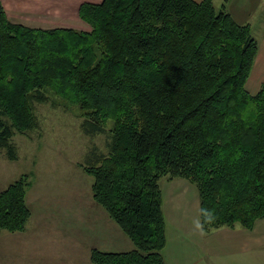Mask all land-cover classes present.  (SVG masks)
Returning <instances> with one entry per match:
<instances>
[{"label": "trees", "instance_id": "16d2710c", "mask_svg": "<svg viewBox=\"0 0 264 264\" xmlns=\"http://www.w3.org/2000/svg\"><path fill=\"white\" fill-rule=\"evenodd\" d=\"M89 30L11 21L0 0V149L39 126L37 103L61 96L107 151L80 166L91 193L133 243L91 248L92 264H167L162 180L197 189L203 231L264 217V81L246 88L258 50L250 25L213 0L84 1ZM109 121L111 122L108 127ZM30 175L0 190V231H24Z\"/></svg>", "mask_w": 264, "mask_h": 264}, {"label": "rangeland", "instance_id": "374dc122", "mask_svg": "<svg viewBox=\"0 0 264 264\" xmlns=\"http://www.w3.org/2000/svg\"><path fill=\"white\" fill-rule=\"evenodd\" d=\"M76 2L77 0H61V6L65 3L63 7H71ZM223 2L214 0L217 8ZM229 6L237 10L240 0H232ZM57 9L53 4L48 16H61ZM58 25L61 26L60 23ZM249 76L246 88L250 93H255L259 87L256 88L257 85L251 83ZM53 98L56 102L54 105L50 102L36 104L39 126L35 130L25 135L16 133L13 136L17 150L16 160H8L4 150L0 149V189L21 174L28 173L31 186L27 190L26 202L31 210V217L26 229L30 227L35 215L40 220L39 223L44 225L39 238L37 231V238H28L26 241H15L14 236H11L23 237L25 233L10 234L6 230L0 231V238L4 235L0 242V264H92L88 247L94 239L91 236L92 228L87 231L82 228V233L78 231L75 236L78 244L74 243L72 247L67 241L60 243L57 238L63 233L61 231V235L57 234L56 229L66 226L77 214L78 219L82 218L83 221L89 216L88 223L93 219L95 213L91 211L89 202H85L92 199L94 205H97L91 193L93 178L80 164L85 162L86 155L93 146L99 151H107L108 132L85 134L81 128L79 108L61 96L53 95ZM110 125L109 121L108 127ZM97 207L104 210L100 205Z\"/></svg>", "mask_w": 264, "mask_h": 264}, {"label": "crops", "instance_id": "0c3cea01", "mask_svg": "<svg viewBox=\"0 0 264 264\" xmlns=\"http://www.w3.org/2000/svg\"><path fill=\"white\" fill-rule=\"evenodd\" d=\"M54 1L1 0L7 17L13 22L32 27H70L80 30L90 28L86 27V22L83 23L84 21L78 15L79 5L84 1L99 2L101 0H77L71 7H63L65 3L61 6V0ZM223 1L225 10L238 23L249 24L253 36L257 39L258 50L249 80L258 88L264 80V0H240L237 10L229 6L232 0ZM53 4L56 5L61 16H48ZM59 23L61 26L58 25ZM160 186L166 238L163 257L167 264H264V217L257 219L251 228L241 225L220 226L205 232L201 228L200 200L195 186L182 178L162 180ZM85 202H89L91 211L95 213L93 219H90L91 222L88 223L89 216L83 221L82 218L78 219L79 214H77L75 219L66 226L57 228V234L61 235V231L63 233L57 238L60 243L67 241L72 247L74 243L78 244L75 237L78 231L82 233V228L85 231L92 228L91 236L93 235L94 239L88 245L89 252L93 247L105 251H125L134 247L131 240L105 210L97 207L99 204L94 205L92 199ZM82 213L84 214L85 211ZM35 216L28 229L18 231L26 235L23 237L11 235L14 236L15 241H26L28 238L33 240L37 238L35 235L37 231L38 238L41 236L44 225L39 223L40 220ZM77 237L80 239V235Z\"/></svg>", "mask_w": 264, "mask_h": 264}]
</instances>
